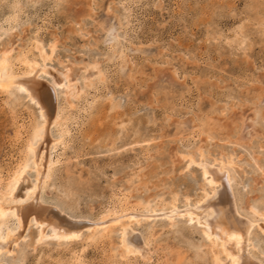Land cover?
Here are the masks:
<instances>
[{
  "label": "rangeland",
  "instance_id": "374dc122",
  "mask_svg": "<svg viewBox=\"0 0 264 264\" xmlns=\"http://www.w3.org/2000/svg\"><path fill=\"white\" fill-rule=\"evenodd\" d=\"M1 25L13 29L0 30V54L12 50L17 73L24 54L43 63L36 42L46 51L54 45L40 75L56 79L62 107L50 132L68 134L55 147L42 199L90 223L131 209L151 216L128 224L145 258L122 257V218L107 233L85 227L69 242H39L32 221L0 262L213 264L201 224L160 213L200 199L208 186L199 163L228 159L239 212L258 223L252 253L264 262V0H0ZM26 95L15 84L0 92L5 202L22 164L30 183L37 178L27 142L34 129L40 137L42 117ZM7 220L0 233L17 225L13 213Z\"/></svg>",
  "mask_w": 264,
  "mask_h": 264
},
{
  "label": "bare ground",
  "instance_id": "6f19581e",
  "mask_svg": "<svg viewBox=\"0 0 264 264\" xmlns=\"http://www.w3.org/2000/svg\"><path fill=\"white\" fill-rule=\"evenodd\" d=\"M0 30L4 35L12 36L13 34L12 27H3L1 25ZM47 47H50V51H46L47 48L45 49L43 44L36 42L35 48L38 50L37 52H39L43 63L40 64L35 59H29L24 54L20 60L21 65L24 67V71L21 73L14 71L10 57L12 50H3L0 54V92L8 90L12 84L17 85L37 105L36 107H38V111L42 117V132L39 133L40 137L38 135V139L34 138L37 132L34 129L35 131L32 133L34 137L28 139L27 142V149L32 151V158L37 171L36 182H29V175L27 173L28 163H24L12 174L8 190L5 192L13 200L5 202L0 197V230L2 222L7 220L11 213L17 219L15 227L8 226L3 233H0V253L4 250H11L13 244L16 245L20 239H23L32 221L37 224V240L39 242L48 235L49 237L54 236L58 240L64 239L69 242L79 240L85 227L94 230L100 225L103 228L102 231L107 233L118 225L120 219L125 218V222L121 221L123 226L121 225L122 228H120L122 229V252L124 251V254L121 252V255L125 259L129 255L145 258L144 246L130 241L128 224L131 222L139 223L142 217H149L151 215H144L135 211L136 209H131L103 217L98 222L90 223V221L76 220L57 206H50L40 196L41 191L50 179L52 170L58 163V158L55 159L53 156L55 147L57 144L62 143L63 135L68 134L66 128H61L58 136H54L50 132L61 121L62 107L58 103L54 85L57 82L56 79L54 78L53 82L44 81L40 75L42 74L41 72H47L44 66L45 62L51 58L54 51L53 44ZM71 86L72 83L70 82L68 87L70 88ZM69 104L72 105V102L70 101ZM189 160L191 161L192 159L189 158ZM231 164V159L225 162L221 161L218 165L199 163L209 189L203 186L202 196L194 204L186 201L184 207L179 208L173 202L171 206L169 205L170 209L159 213L161 214L160 216L165 215L171 222L177 216H187L190 222L201 224L211 244L213 264H264L261 259L256 258L252 253V230L254 225L258 223L247 219L239 212L232 179L227 169V166ZM26 183L28 184L25 191L24 186H26ZM21 187H23L21 196L24 200L16 199ZM48 226H51L49 232H47ZM261 229L264 232V224L261 226ZM0 264L5 263L0 262Z\"/></svg>",
  "mask_w": 264,
  "mask_h": 264
}]
</instances>
